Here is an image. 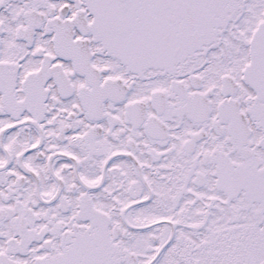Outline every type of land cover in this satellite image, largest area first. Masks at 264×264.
Instances as JSON below:
<instances>
[{
  "label": "snow or ice",
  "instance_id": "obj_1",
  "mask_svg": "<svg viewBox=\"0 0 264 264\" xmlns=\"http://www.w3.org/2000/svg\"><path fill=\"white\" fill-rule=\"evenodd\" d=\"M0 264H264V0H0Z\"/></svg>",
  "mask_w": 264,
  "mask_h": 264
}]
</instances>
